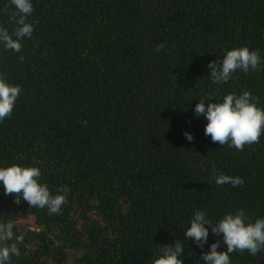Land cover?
I'll return each instance as SVG.
<instances>
[{"label": "trees", "instance_id": "16d2710c", "mask_svg": "<svg viewBox=\"0 0 264 264\" xmlns=\"http://www.w3.org/2000/svg\"><path fill=\"white\" fill-rule=\"evenodd\" d=\"M31 2V39L19 53L0 44V74L22 89L0 123V167H38L68 203L50 214L0 186V222L24 234L11 264H153L176 240L183 264H204L212 243L227 248L210 229L202 249L184 236L196 211L213 225L237 210L264 218V134L238 151L213 143L194 115L201 100L244 91L264 109V0ZM14 10L0 0L10 34ZM240 47L259 50L260 70L211 83L209 62ZM213 164L243 186L216 185ZM230 258L264 264V251Z\"/></svg>", "mask_w": 264, "mask_h": 264}, {"label": "clouds", "instance_id": "9594fccd", "mask_svg": "<svg viewBox=\"0 0 264 264\" xmlns=\"http://www.w3.org/2000/svg\"><path fill=\"white\" fill-rule=\"evenodd\" d=\"M10 6L14 7L8 18L16 25L10 34L8 29L0 26V44L5 50L16 53L22 51V41L31 39L34 32V21L28 23L27 18L34 12L31 0H10ZM9 6H5L7 12ZM164 48L158 44L154 51L159 52ZM23 57H21V60ZM261 57L259 50L250 51L247 47L229 50L219 63L209 62L207 67L211 70L209 77L211 83H227L232 75L239 71L247 74L260 70ZM22 89L18 85L7 82L3 74H0V123L10 118ZM259 98L249 91L242 94L230 93L223 97L222 103H206L199 101L194 108L195 117L203 116L207 120L204 127V135L211 138L213 143L221 146L227 145L243 151L245 146L259 143L264 134V109L257 107ZM86 124V121L84 122ZM185 138L191 142L193 136L185 132ZM213 179L218 186L231 185L243 186L244 180L240 177H232L215 171ZM41 170L38 167H24L13 164L10 167H0V186L4 195H12L17 203V198L27 202L31 208L47 209L50 214L61 215L62 207L68 203L66 195H53L47 184L40 183ZM190 227L184 232L186 238H190L199 248H203L208 241L209 229L216 236L222 235L226 251H217L220 242H214L209 246V251L200 258L204 264H231L230 254L247 251L255 257L264 251V218H258L250 222V218L243 210H237L235 214H226L215 225L206 218V213L196 211L189 221ZM207 225V227H205ZM14 222H0V264H11V257L20 256L18 245L24 243V234L15 235ZM184 251L182 243L178 240L173 245L160 246V255L153 264H183L180 256Z\"/></svg>", "mask_w": 264, "mask_h": 264}]
</instances>
